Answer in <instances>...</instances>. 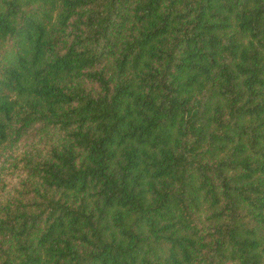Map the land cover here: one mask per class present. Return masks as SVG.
I'll return each mask as SVG.
<instances>
[{"label":"trees","instance_id":"trees-1","mask_svg":"<svg viewBox=\"0 0 264 264\" xmlns=\"http://www.w3.org/2000/svg\"><path fill=\"white\" fill-rule=\"evenodd\" d=\"M0 264H264V0H0Z\"/></svg>","mask_w":264,"mask_h":264}]
</instances>
